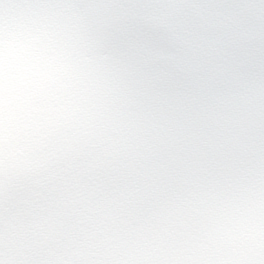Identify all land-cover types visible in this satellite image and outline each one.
Masks as SVG:
<instances>
[{
  "label": "clouds",
  "instance_id": "clouds-1",
  "mask_svg": "<svg viewBox=\"0 0 264 264\" xmlns=\"http://www.w3.org/2000/svg\"><path fill=\"white\" fill-rule=\"evenodd\" d=\"M0 264H264V0H0Z\"/></svg>",
  "mask_w": 264,
  "mask_h": 264
}]
</instances>
